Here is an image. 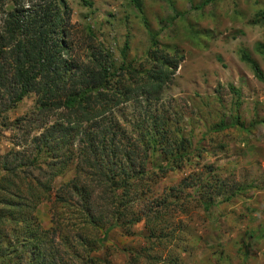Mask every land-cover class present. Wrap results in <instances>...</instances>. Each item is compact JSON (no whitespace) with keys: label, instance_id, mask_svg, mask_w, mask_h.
Returning a JSON list of instances; mask_svg holds the SVG:
<instances>
[{"label":"rangeland","instance_id":"obj_1","mask_svg":"<svg viewBox=\"0 0 264 264\" xmlns=\"http://www.w3.org/2000/svg\"><path fill=\"white\" fill-rule=\"evenodd\" d=\"M90 1L67 0L68 90L99 61L111 71L157 69L149 59L154 36L159 51L179 60L177 71L159 92L139 88L129 101L119 95L83 117L63 105L47 120L59 139L40 153L43 128L20 129L38 95L3 109L9 102L0 92V167L15 150L20 159L38 157L41 169L26 179L35 185L55 172L50 165L64 169L35 208L0 210V264H174L177 255L181 264H264V79L241 59L255 60L264 76V0H143V13L133 0ZM118 77L109 90L124 91ZM67 118L80 122L61 133ZM93 137L107 143L105 154ZM128 161L144 173L130 181L129 194L121 169L119 183L109 178L111 167ZM98 163L107 168L103 176ZM78 174L77 191L57 201L58 188ZM83 188L102 205L104 219L85 220ZM120 197L131 206L122 204L115 222ZM210 200L209 210L199 204ZM153 205L155 222L136 220Z\"/></svg>","mask_w":264,"mask_h":264},{"label":"trees","instance_id":"obj_2","mask_svg":"<svg viewBox=\"0 0 264 264\" xmlns=\"http://www.w3.org/2000/svg\"><path fill=\"white\" fill-rule=\"evenodd\" d=\"M82 1L86 5H93L90 0ZM133 2L137 9L143 13V0H133ZM67 25H71V7L67 0H0V92L2 98L7 96L5 102H9L8 104L5 103L3 109L17 104L31 92L38 95L39 105L36 112L24 119L22 124L20 123V129L26 128L30 134L32 130L43 128L39 139V153L44 150H53V143L59 139L60 133L58 134L56 127L48 126L47 120L63 105L70 112L78 113V116L83 117L93 112V110H100L108 106V102L119 95L125 96L123 101H129L133 97V93L137 94L139 88L142 89V92H159L169 82L171 76L176 73L179 64V60L173 63V58L170 59L169 54L158 50L154 36L152 38L154 41L151 49L152 55L149 59L156 60L157 69H142L143 74H141L137 68L133 69L131 65H128L121 66L119 71H111L108 65H104L99 61L97 68L82 73V78L76 79L77 81L72 84L73 89L71 87L68 90L65 80L71 78L68 77L71 64L68 63L67 59H64V56L70 53L71 45L68 41V31L64 30ZM260 52L264 56V48L260 49ZM182 58L180 56L179 59ZM241 59L250 65L258 78L264 79L260 66L255 60L246 54L242 55ZM117 77V81H120L125 87L123 92L119 88L109 90L107 87V84ZM131 81H135L136 85L132 86L131 83H128ZM124 82L129 84V87L125 86ZM76 87L80 88L76 91ZM109 91H111L110 98H106ZM40 118L44 120L37 122V119ZM68 119L70 118H67L68 124L60 123L61 133H66L68 129L77 126L76 122H80V120L73 119L72 121ZM93 142L96 147L101 148L99 150L100 154L102 152L106 153L105 148L108 145L105 141H97L93 137ZM18 152L12 150L6 153L3 156L5 159L4 166L0 167V210L3 212L10 211L17 206H20V208H35L43 200L42 198L50 195L53 178L64 171L63 168H60L63 163L61 165H50L56 167L55 172L49 178L45 177L43 180L38 177V185H35L31 182V179L28 181L26 179L27 176L33 174V167L36 166V168L41 169L39 164L36 165L38 157L24 155L20 159L16 156ZM182 157H175L177 163L181 162ZM100 158L103 159V156ZM23 159L26 160L22 161ZM109 163L113 165V162L109 161ZM137 166L139 165H136L134 161H128L125 166L114 165V167H111L112 172L109 178L112 181L115 180L114 183H119L116 181L115 176H118L117 171L121 169L120 171L126 174V177L122 178L125 181L121 183L127 194H129V191L133 188L130 181L140 182L144 176L143 169L137 171ZM96 167L101 171L102 176L107 171L106 166L102 164L98 163ZM116 168L117 170H115ZM165 168L168 169V165H160L161 171ZM20 173L25 174L21 177L23 179H20ZM152 174L156 176L157 173L152 171ZM80 178V174H78L72 180L60 186L56 193V200L64 202V192L67 190L69 193L77 191V188L80 187ZM18 198L24 200H30L29 198H31V201L19 205L16 201ZM80 199L84 204V211L87 213L85 215L86 221L96 222V220L106 217V211L99 209L102 205L94 202V199L90 197L85 188H83ZM125 200L126 198L120 197V205L116 207L118 213H115V222L121 220V214L124 212L120 206L123 204L124 209H129L131 206ZM213 203L212 200L199 202L206 210H209ZM79 210L83 211L82 209ZM143 215V217H137L136 220L141 221L144 219L147 225H151L157 220L156 218L160 213L153 205L148 206ZM2 221L3 216L0 215V222ZM177 257H174V264H181Z\"/></svg>","mask_w":264,"mask_h":264}]
</instances>
